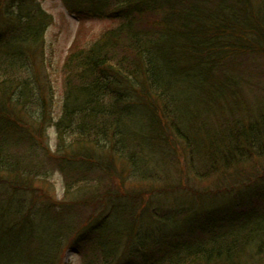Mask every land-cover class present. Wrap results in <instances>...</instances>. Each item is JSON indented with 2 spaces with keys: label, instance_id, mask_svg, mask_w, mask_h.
Returning <instances> with one entry per match:
<instances>
[{
  "label": "trees",
  "instance_id": "obj_1",
  "mask_svg": "<svg viewBox=\"0 0 264 264\" xmlns=\"http://www.w3.org/2000/svg\"><path fill=\"white\" fill-rule=\"evenodd\" d=\"M62 3L117 24L73 42L56 119L52 19L39 0H0V264L70 250L82 264H264V0ZM52 172L67 193L38 208ZM191 176L216 188L187 189Z\"/></svg>",
  "mask_w": 264,
  "mask_h": 264
},
{
  "label": "rangeland",
  "instance_id": "obj_2",
  "mask_svg": "<svg viewBox=\"0 0 264 264\" xmlns=\"http://www.w3.org/2000/svg\"><path fill=\"white\" fill-rule=\"evenodd\" d=\"M39 3L42 9L51 17V24L47 28L45 32V39L43 44L44 56L46 60V65L48 68V72L51 74L53 80L52 89L48 88V92L51 93V112L54 115V118L58 119L61 113V109L63 106V65L66 60V57L69 54V51L73 47V44L76 42L77 45L85 47L90 43L94 42L104 31L109 30L110 28L115 27L117 22L112 20H82L80 21L74 15H71L68 10L64 9L62 4V0H39ZM80 32V35H79ZM76 40V41H75ZM74 42V43H73ZM53 92V93H52ZM137 125V122H136ZM45 126L47 129V135L49 137V148L52 153L56 150V130L53 127ZM40 139V138H39ZM180 151H183L182 146H178ZM264 165V163H263ZM174 170L171 171V175H176ZM251 171V170H250ZM54 173L52 177L47 178L46 180L39 179L36 183L38 187H44L49 195L45 196L44 191L39 195V205L38 208H41L43 203H59L62 199L65 198L66 184L63 176L58 172ZM51 173V174H52ZM175 178V177H174ZM208 177L201 180H195L194 176H191V179L184 178L182 179L183 185L187 188L190 187H209V189L214 190L215 184L217 182L216 178ZM148 185H151L150 182H145ZM143 185V184H142ZM141 185V186H142ZM157 188H161L163 185L157 183L155 185ZM118 189L119 186H114ZM134 185L131 181L125 184L126 189H133ZM138 187V186H137ZM124 189V188H123ZM189 189V188H187ZM119 190V189H118ZM184 192H188L184 190ZM183 193V192H182ZM67 198H72L69 193ZM141 199L142 203H149V197L144 196ZM69 200V199H68ZM154 204H159L164 208H174L176 204L173 202L172 196H159L154 198ZM89 210H92V207H88ZM75 211L77 219H85V212L82 210L80 206H77ZM100 211V208L96 209V212ZM91 214V211L87 212ZM76 219V220H77ZM64 262L66 264H82V258L80 255L75 254L71 250L68 251L65 255Z\"/></svg>",
  "mask_w": 264,
  "mask_h": 264
}]
</instances>
